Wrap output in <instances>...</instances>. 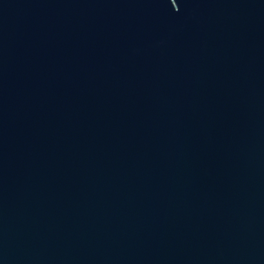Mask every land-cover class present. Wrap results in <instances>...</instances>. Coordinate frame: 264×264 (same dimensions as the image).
<instances>
[{"label":"water","instance_id":"water-1","mask_svg":"<svg viewBox=\"0 0 264 264\" xmlns=\"http://www.w3.org/2000/svg\"><path fill=\"white\" fill-rule=\"evenodd\" d=\"M0 264H264V0H0Z\"/></svg>","mask_w":264,"mask_h":264}]
</instances>
